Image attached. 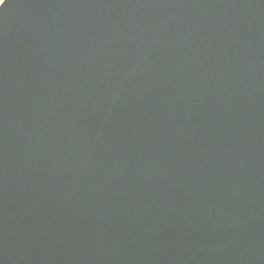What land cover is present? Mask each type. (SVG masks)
Masks as SVG:
<instances>
[{
	"label": "water",
	"instance_id": "95a60500",
	"mask_svg": "<svg viewBox=\"0 0 264 264\" xmlns=\"http://www.w3.org/2000/svg\"><path fill=\"white\" fill-rule=\"evenodd\" d=\"M0 264H264V0H4Z\"/></svg>",
	"mask_w": 264,
	"mask_h": 264
},
{
	"label": "snow or ice",
	"instance_id": "6c2138e0",
	"mask_svg": "<svg viewBox=\"0 0 264 264\" xmlns=\"http://www.w3.org/2000/svg\"><path fill=\"white\" fill-rule=\"evenodd\" d=\"M3 4H4V0H0V5H3Z\"/></svg>",
	"mask_w": 264,
	"mask_h": 264
}]
</instances>
